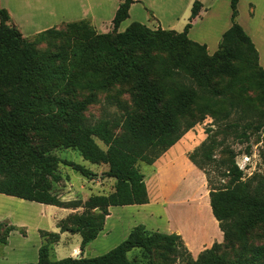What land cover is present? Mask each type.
<instances>
[{"label": "trees", "instance_id": "obj_1", "mask_svg": "<svg viewBox=\"0 0 264 264\" xmlns=\"http://www.w3.org/2000/svg\"><path fill=\"white\" fill-rule=\"evenodd\" d=\"M238 1L230 0L231 26L212 56L206 54L205 45L187 35L201 9L198 0L181 33L152 31L138 22L119 32L135 3L119 0L111 33L98 34L87 20H80L42 31L33 41L22 36L8 11L0 7V194L46 206L84 209L58 225L60 233L80 236V258L52 261L46 242L38 248L37 261L29 264H176L178 260L179 264H264V242L251 243L257 229L264 239V171L254 185L237 184L227 191L211 188L209 204L223 244L214 243L195 260L180 235L149 231L141 224L106 254L82 257L102 232L109 208L148 203L138 163L152 165L206 115L213 114L220 102L230 100L215 80L235 77L243 65L252 79L249 87L264 91L257 51L236 23ZM46 39L62 43L55 52L39 54L33 46ZM119 85L129 86L132 104L115 98L110 104L120 113L111 119H87L84 112L96 94ZM80 93L89 94L78 100ZM230 102L231 110L223 113L224 118L238 108V103ZM57 147L77 151L90 164L107 166L101 176L115 180L113 192L91 196L83 204L64 205L52 191L61 181L56 172L59 164L88 179L97 175L49 153ZM214 148L215 143H204L188 159L203 169L212 160ZM227 171L223 176L239 181L242 173L234 161ZM67 222L70 227L63 226ZM14 231L26 235L22 228L0 221V246L7 245ZM40 235L57 240L59 234ZM222 249L233 252L231 260ZM133 252L140 257L129 259L128 253Z\"/></svg>", "mask_w": 264, "mask_h": 264}, {"label": "rangeland", "instance_id": "obj_2", "mask_svg": "<svg viewBox=\"0 0 264 264\" xmlns=\"http://www.w3.org/2000/svg\"><path fill=\"white\" fill-rule=\"evenodd\" d=\"M44 1L46 2L47 13L51 11L53 14L52 18L49 16L53 23L50 22V19L47 23L52 24V28L62 29L67 23L87 20L98 34L112 32L111 19L119 4V0ZM190 1L141 0L132 8L130 17L120 24L118 31L123 32L132 22H138L152 31L163 28L162 30L165 31L181 33L190 15L191 5L195 0H192L191 3ZM198 1L202 2L205 8L209 9V12L206 14L207 17L204 16L202 22V25L203 23L205 25L197 26L194 31L197 33L198 38H208L206 39L208 43L202 44L207 47L206 54L212 56L216 52L219 42V39L213 38V35L216 34L215 31L222 30L223 32L231 26L229 0ZM257 2L255 15L259 16L261 1L258 0ZM149 8H152L161 17V27L154 23V17ZM237 10L236 23L240 25L241 22L246 25L252 16L247 0H241ZM89 17L93 19L96 25L98 24L101 30L95 27ZM34 37L35 35L26 39L33 41ZM61 43L62 41L58 39H46L36 43L33 49L39 54L51 53L55 52ZM248 76L249 71L241 65L240 71L235 77L215 80L217 87L223 89L227 93V99L230 100L220 102L213 114L206 115L202 121L185 133L174 146L163 153L152 165L138 163V169L143 174L146 185H148L150 199L160 201L163 191L166 192V198L172 205L170 208L173 223L183 230L185 237L184 239L182 236L180 237L193 260L202 251L210 249L214 243L223 244V235L222 238L217 236L211 238L208 242H201V238L205 235L204 224L207 225L206 228L211 233H213L214 228L211 222L207 220L209 210L206 202L204 204L195 203L194 198H196L197 188L194 186V182L191 185L187 179L181 178L182 174L188 177L189 172L181 169V167L172 170L164 167L160 171L158 170L159 167H156V163L168 157L179 158L185 156L188 159V156L199 149L202 144L213 142L215 148L212 152V160L206 166H203V169L197 167L196 170L192 169V176L196 177L201 173L200 175L204 179L203 188L199 187L202 190L199 192L201 198H198L202 201L204 193L209 198L211 188H220L227 191L234 189L237 184L253 183L254 185V180L262 175L264 171V91L249 87L252 79ZM128 87L127 85H119L107 92L97 93L95 101L84 112L85 117L94 121L100 118L111 119L115 113H120L121 111L116 106H112L110 102L117 98L130 106L132 102ZM240 89H243V91ZM88 94L80 93L77 99L83 100ZM230 101L238 103V108L232 109L231 114L224 118L223 113L231 110ZM32 137L37 139L35 134ZM95 142L102 150L106 149L100 141L96 140ZM49 153L59 159L79 164L97 175L94 179H88L70 167L59 164L56 172L60 174L61 181L53 185L52 191L64 205L74 202L83 204L91 196L108 195L113 192L115 180L101 176V173L107 170V166L90 164L84 161L77 151L71 149L57 147ZM231 161H234L242 173L239 181L236 182L231 181V177L223 176L228 172ZM179 200L183 201L177 203ZM196 206L198 208H195ZM66 207L46 206L0 194V221L7 220L17 228H22L26 234L23 236L18 231H14L9 235L7 245L0 246V264L35 263L38 248L46 242L50 243L49 259L52 261L67 257H80V236L71 231L60 233L58 225L61 221L64 222L72 216L80 215L84 212V209L82 207ZM181 207L189 213L194 211L198 218L197 222L191 224L186 222L180 216V212H177L181 210ZM136 209L140 208L115 207L113 217L108 222V228H112L111 233L109 235H105V233L96 241L90 243L84 249L82 257L94 258L106 254L124 240L123 236L127 228L135 226L134 222L138 220H140L138 224L144 225L149 231L158 229L159 232L164 233L162 230H166V222L149 220L143 216L144 214L135 213ZM200 220L201 223H199ZM63 226L70 227L71 225L67 222ZM40 232L57 233L59 234L58 239L55 240L47 236L42 237ZM261 235V231L257 229L251 237V243L255 245L264 242V239L259 238ZM221 252H223L226 259H232V251L222 249ZM137 256L140 257L137 252L128 253L129 259ZM176 264H179V260Z\"/></svg>", "mask_w": 264, "mask_h": 264}, {"label": "crops", "instance_id": "obj_3", "mask_svg": "<svg viewBox=\"0 0 264 264\" xmlns=\"http://www.w3.org/2000/svg\"><path fill=\"white\" fill-rule=\"evenodd\" d=\"M134 1H135V3H133L130 6L128 18L130 17V12H131L132 8L137 3H139L141 0H134ZM191 1H190V3H191ZM257 1L258 0H247V3L249 5V10L252 11V16L249 19V22L246 23V25L242 24L240 22L239 26H241L243 31L251 39V41H252V43H253L256 51H257V54H258V64L262 68V70L264 71V0H260L261 4H259V5H261V13L259 16L255 15V10L257 9V5H258ZM240 2H241V0L238 1L237 8L239 7ZM193 3H192V5H193ZM200 3H201L200 12H199L198 16L192 20L191 28L189 29L187 35L191 41L196 42V43L201 44V45H205L202 43H208L207 42L208 40H206L208 38L200 39L203 37L198 38L197 33H195V31H194L197 26L202 25V22L204 20V16L207 17L206 14L209 12V9L205 8V6L202 2H200ZM192 5H191V8H192ZM229 5H230V0H229ZM253 5H255V6H253ZM0 7L6 9L8 11V13L11 17V20H12V24L19 29L22 36L25 38L31 37V36L36 35L42 31H45L49 28H52V24H47V23L50 19L49 16L52 18L53 14L51 13V11L50 12L48 11V13H47L46 2L44 0H0ZM117 8H118V6H117ZM117 8H116V10H117ZM116 10H115V12H116ZM149 11L151 12V14L154 17V20H153L154 23H156L158 26L161 27V24H160L161 17L159 15H157L156 12L152 8H149ZM114 14H113V17H114ZM190 14H191V9H190ZM113 17H112V19H113ZM189 17H190V15H189ZM189 17L187 19V23L189 21ZM112 19H111V23H112ZM90 20H92V22H93L92 18H90ZM236 20H237V18H236ZM50 22L53 23V20H51ZM147 22H148V20H147ZM93 24L95 25V27L98 30H101V28L98 26V24L96 25L95 22H93ZM204 25H205V23H203L202 26H204ZM55 26H57V25H55ZM165 29H167V28H165ZM225 31H223V32H222V30L215 31L216 34L213 35V38L214 39L217 38V40L219 39V42H220L221 36ZM217 40H216V42H217ZM216 42L214 43V45L216 44ZM219 42L217 44V48L215 51H217V49H218ZM206 49H207V47H206ZM156 165H157L156 167H159L158 170H160V171L164 167L171 169V170L181 167V169H185L186 171L189 172L188 177H185V175L182 174L181 178L184 180L187 179L189 184H191V185L194 184V186L197 188L196 198H194L195 203L204 204V202H206V204L208 206V210H209V217L207 218V220H209L211 222V224L214 228L213 233H211L207 230V228H206L207 225L204 224L205 225V227H204L205 235H204V237L201 238L202 239L201 242H208L209 240H211V238H215L217 236L222 238V233L220 232V230L218 228V223L215 220V218L213 217L210 206H209L208 195L206 193H204L202 201L200 200L201 196H200L199 192L202 191L200 188L201 187L203 188L202 183H203L204 179H202V177L200 175L201 173L196 177L192 176L193 175V174H191L192 169L196 170V167L185 156H180L179 158L168 157L167 159H162V161H160V162L158 161L156 163ZM192 182H194V183L192 184ZM145 183H146V181H145ZM160 183H162V182H160ZM146 187H147V193H148V203L144 204V205H140V206H126V207H129V208H131V207L138 208L139 207L140 209H136L138 211L135 210V213L142 214V215L144 214L143 216L145 218H148L149 220H154V221L161 222V223L166 222V224H167V225H165L166 230H162V231H164V233H167V234L175 233V234L182 236V238L184 239L185 234H184L183 230L178 228L173 223L172 213H171L172 210L170 208V206H172V205H170L171 202H168V199L166 198V192L163 191L162 199L160 201L159 200L156 201V200L150 199L148 185H146ZM198 197H200V198H198ZM181 201H183V200H179L178 202L177 201L176 202L180 203ZM198 206H196L195 208H198ZM114 208L115 207L109 208V215L106 217L104 228H103L102 232L98 235V237L94 241H96L101 235H103L105 233H106L105 235H109L111 233L112 228H108V222L113 217L112 215H113ZM118 208H120V207H118ZM177 212H180L179 213L180 216L182 218H184L186 220V222H188L189 224H191L192 222H197L198 218L194 214V211L192 213H189V212H186L185 209H183V207H181V210H179ZM167 219H169V220L167 221ZM139 222H140V220H138L137 222H134L135 223L134 225L137 226V224ZM199 223H201V220L199 221ZM138 225H140V224H138ZM133 227L134 226H132L131 228H133ZM131 228H127V230L123 236L124 237L123 239L126 238L129 231L131 230ZM155 231L159 232L158 229H156Z\"/></svg>", "mask_w": 264, "mask_h": 264}, {"label": "water", "instance_id": "obj_4", "mask_svg": "<svg viewBox=\"0 0 264 264\" xmlns=\"http://www.w3.org/2000/svg\"><path fill=\"white\" fill-rule=\"evenodd\" d=\"M79 257H76V259H78Z\"/></svg>", "mask_w": 264, "mask_h": 264}]
</instances>
